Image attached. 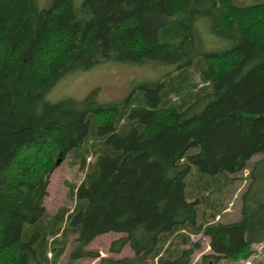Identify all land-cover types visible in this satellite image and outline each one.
<instances>
[{
  "label": "trees",
  "instance_id": "16d2710c",
  "mask_svg": "<svg viewBox=\"0 0 264 264\" xmlns=\"http://www.w3.org/2000/svg\"><path fill=\"white\" fill-rule=\"evenodd\" d=\"M0 0V264L97 259V237L134 257L101 264H198L247 260L264 243V176L252 168L234 223L199 225L202 196L190 201L193 170L212 190L264 156V0ZM241 1V0H240ZM220 46L207 49L200 21ZM107 62L175 66L123 103L46 100L70 74ZM75 153L85 179L73 211L44 206L61 155ZM91 157V162L88 159ZM216 186V187H217Z\"/></svg>",
  "mask_w": 264,
  "mask_h": 264
},
{
  "label": "rangeland",
  "instance_id": "374dc122",
  "mask_svg": "<svg viewBox=\"0 0 264 264\" xmlns=\"http://www.w3.org/2000/svg\"><path fill=\"white\" fill-rule=\"evenodd\" d=\"M55 0H36L39 9H49ZM83 0H73L76 7H80ZM257 0H239L240 5H251ZM200 38L207 49H215L220 46V40L211 32L207 21H200ZM175 66L166 64L133 63V62H107L100 64L91 70L70 74L58 82L47 94L46 100L58 102L66 98L84 100L93 92L96 101L99 103H123L133 93H138L139 87L155 83L170 73H173ZM75 153L67 156H59L62 163L51 173L47 196L44 206L50 215H54L61 208L73 211L76 200L71 194L72 189L79 187L85 179L86 170L76 164ZM264 156H254L248 164L247 170L242 173L230 175L229 179L221 180L218 186L212 190L205 189V180L201 179L197 171L193 170L188 178V193L190 201H195L201 196L204 198L199 204V225L207 222L234 223L241 218L242 196L247 192L252 182L250 174L253 165L263 159ZM56 160V163L58 161ZM91 157L88 159L90 163ZM55 163V164H56ZM260 176H264V163L258 169ZM260 190H264L263 184ZM264 192V191H263ZM191 243L185 246L188 248L193 243H200L201 250L195 252L191 264H198L204 255L212 254L210 239L202 232H187ZM77 236L70 238L65 255L59 264H101V259L113 258L123 259L134 257V252L129 245H126L121 253L110 252L113 241L125 237V234L111 232L97 237L87 248L98 251L100 257L97 259L72 260L70 254L74 248V241ZM148 264H157L149 259ZM220 264H264V243L254 244L253 253L247 260H240L237 263L222 262Z\"/></svg>",
  "mask_w": 264,
  "mask_h": 264
},
{
  "label": "water",
  "instance_id": "95a60500",
  "mask_svg": "<svg viewBox=\"0 0 264 264\" xmlns=\"http://www.w3.org/2000/svg\"><path fill=\"white\" fill-rule=\"evenodd\" d=\"M63 159L62 158H59L57 163H56V166L58 167L61 163H62Z\"/></svg>",
  "mask_w": 264,
  "mask_h": 264
}]
</instances>
